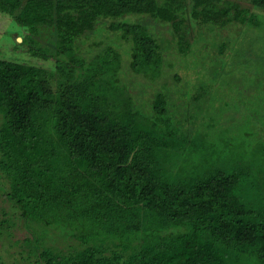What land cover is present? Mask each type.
<instances>
[{"label": "trees", "instance_id": "trees-1", "mask_svg": "<svg viewBox=\"0 0 264 264\" xmlns=\"http://www.w3.org/2000/svg\"><path fill=\"white\" fill-rule=\"evenodd\" d=\"M250 3L0 0V12L24 29L12 51L29 60L0 58L6 196L26 224L40 226L36 245L53 235L77 243L68 253L31 247L39 264H264V204L243 189L252 173L185 170L192 153L166 151L162 125L173 127L179 115L167 96L156 92L136 103L122 85L116 47L88 61L77 46L108 20L107 31L131 44L130 71L169 85L161 36L146 20L168 25L169 48L187 56L193 21L220 30L249 26L257 23L255 9L264 11V0Z\"/></svg>", "mask_w": 264, "mask_h": 264}, {"label": "rangeland", "instance_id": "rangeland-1", "mask_svg": "<svg viewBox=\"0 0 264 264\" xmlns=\"http://www.w3.org/2000/svg\"><path fill=\"white\" fill-rule=\"evenodd\" d=\"M236 1L252 7L250 0ZM254 13L257 23L247 26L237 22L225 30L214 25L199 27L193 21L188 39H192L194 32L196 37L193 53L187 56L176 55L169 48L172 37L168 25L147 19L152 32L161 36L164 59L169 62L165 63L163 77L170 86L162 85L163 81L158 85L151 83L146 75L130 71L131 44L107 31L108 20H102L97 32L78 40L77 46L88 61L104 48L116 47L122 55L121 62L116 63V66L120 63L122 85L129 87L136 103L143 102L139 98L150 99L156 92H162L167 96L168 106L171 104L178 110L179 115L171 121L175 126L163 124L161 128L169 144L167 153H192L182 161L187 171L215 166L250 171L249 183L245 179L243 189L261 205L264 204V11L255 9ZM23 35V27L0 12V58L28 62L26 52L12 51L16 36ZM168 64L170 67H166ZM45 66H53V62ZM114 70L115 67L108 69L111 81L116 78ZM141 92L145 94L139 96ZM7 188L6 180L0 176V221H4L0 226V264H39V257L31 252V247L37 251L50 248L68 253L77 246L76 242L63 241L56 235L40 239V246L36 245L35 235L41 236L42 232L40 226L26 224L20 218L18 208L6 196Z\"/></svg>", "mask_w": 264, "mask_h": 264}, {"label": "water", "instance_id": "water-1", "mask_svg": "<svg viewBox=\"0 0 264 264\" xmlns=\"http://www.w3.org/2000/svg\"><path fill=\"white\" fill-rule=\"evenodd\" d=\"M21 39V38H18V40Z\"/></svg>", "mask_w": 264, "mask_h": 264}]
</instances>
